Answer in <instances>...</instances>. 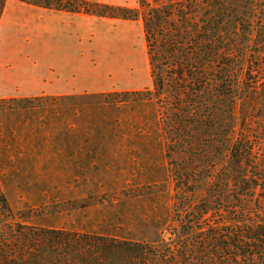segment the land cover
<instances>
[{
  "label": "trees",
  "instance_id": "16d2710c",
  "mask_svg": "<svg viewBox=\"0 0 264 264\" xmlns=\"http://www.w3.org/2000/svg\"><path fill=\"white\" fill-rule=\"evenodd\" d=\"M17 1L140 19L151 87L0 101L9 112L27 111L30 100L44 110L61 101L76 117L88 103L107 111L70 125L77 147L65 157L77 160L64 173L93 187L86 226H58L32 205L15 219L0 196V264H264V71L249 57L261 52L252 50L254 0H137L134 9Z\"/></svg>",
  "mask_w": 264,
  "mask_h": 264
},
{
  "label": "rangeland",
  "instance_id": "374dc122",
  "mask_svg": "<svg viewBox=\"0 0 264 264\" xmlns=\"http://www.w3.org/2000/svg\"><path fill=\"white\" fill-rule=\"evenodd\" d=\"M81 1L99 6L128 9L137 7V0ZM32 6L21 4L17 0H9L7 9L21 7L23 8L21 12L26 16L34 13L36 7H40ZM253 14L255 43L252 44V50L261 52L256 53L257 55L251 54L249 57L257 58L250 60L254 69L260 63L261 70L264 71V0H254ZM79 15L83 17V20L79 16L77 37L80 39L79 42L82 40L85 43L89 57L72 59L70 74H63L65 77L71 75L75 79L72 82L73 92L49 97L101 94L106 90L122 92L150 88V67L142 21L98 17L83 12H79ZM25 23L26 28L29 24L31 28L37 25L36 18L31 20L28 16ZM7 43L14 46L8 58L5 56ZM36 44V37H32L31 41L7 42L5 37L0 35V101L42 97L38 93L39 63L42 65L41 72L54 68H58V71L66 70L64 66L60 67L61 59L59 63L52 64L51 60L38 57L39 54L43 56L44 52L43 49L38 51ZM257 77V74L254 75L252 81H255ZM50 84H52L51 80ZM30 101L33 107H27L28 110L25 112H22L20 108L17 112H9L7 101L6 104H0V196L6 200L15 219H19L27 206L32 205L42 215L56 219L58 226L61 224H65L67 228H75L77 224L86 226L85 221L91 215L93 208L90 194L93 187L81 182L68 181L64 170L72 168L77 158H66L65 154L71 151L70 148L77 147L71 144L73 131L77 129L76 124L85 125V118H98L107 111H104L102 104L88 103L82 105L76 117V109L73 110L70 105L66 103L64 105L61 101L60 105L53 109L49 106L44 107L45 110L34 109L36 107L34 105L38 102ZM43 103L45 102L41 101L39 105ZM13 105L11 107H14ZM16 113L19 114L16 115ZM72 123H75V126L71 127ZM66 125L71 130H67ZM74 128L76 129L73 130ZM104 179L107 182L102 185V189L107 193L110 189L106 186L109 179L106 176ZM56 203L59 204L56 205ZM75 205L77 206L74 207ZM81 205H85L86 208H80ZM3 222L0 211V225ZM70 223H73L71 227ZM141 233L137 232L134 238H144ZM169 237L168 233L164 235V239Z\"/></svg>",
  "mask_w": 264,
  "mask_h": 264
},
{
  "label": "crops",
  "instance_id": "0c3cea01",
  "mask_svg": "<svg viewBox=\"0 0 264 264\" xmlns=\"http://www.w3.org/2000/svg\"><path fill=\"white\" fill-rule=\"evenodd\" d=\"M8 1L9 0H7L5 4L0 18V35L2 37L4 36L7 42L18 40L31 41L32 37H36V46L38 51H42L43 49L44 52L43 56H40L38 53V57L49 59L52 64L59 63V59H61L60 67L64 66L66 68V70L61 71H58V68H54L53 70L41 72L42 65L38 62L41 66H38V93H40L41 96H54L63 93H72L74 89L72 82L75 79L71 75L65 77L63 74H70L71 65L73 64L72 59H76L78 57H89V54L87 53L88 49L85 46V43L82 40L79 42L80 39L77 37L79 16L82 20L83 17L79 15V13L54 11L42 7H36L37 9H34V13L25 16L21 12V10H23L21 7L7 9ZM20 3L31 6L23 2ZM27 16L30 17L31 20L36 18L37 25L31 28L29 24L28 28H26V25L24 24H26L25 22ZM13 48L14 46H12L11 43H7L5 46L6 58H8L10 50ZM3 54H5V52ZM48 77L52 81V84H50ZM105 92H108V90L103 91V93Z\"/></svg>",
  "mask_w": 264,
  "mask_h": 264
}]
</instances>
